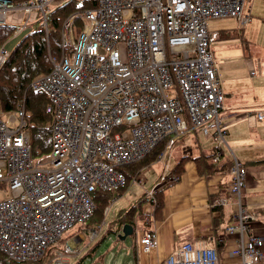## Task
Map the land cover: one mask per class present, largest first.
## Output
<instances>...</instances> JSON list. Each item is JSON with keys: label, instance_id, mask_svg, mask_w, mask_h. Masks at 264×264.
Listing matches in <instances>:
<instances>
[{"label": "built area", "instance_id": "1", "mask_svg": "<svg viewBox=\"0 0 264 264\" xmlns=\"http://www.w3.org/2000/svg\"><path fill=\"white\" fill-rule=\"evenodd\" d=\"M63 1L0 0V24L18 15V35L39 16V27L47 31V12ZM243 3L97 0L82 12L79 29L72 16L62 22L60 42L66 52L49 56L50 70L30 83L48 99V166L29 144L24 100L9 115L14 124L0 118V253L5 259L42 258L66 231L90 218L91 192L121 186L125 175L118 167L142 159L161 140L197 130L205 135L213 130L224 139L219 115L224 96L207 22L233 18L244 26L251 16L243 12ZM7 54L1 47L0 64ZM255 117L264 120V108ZM229 171L227 190L235 211L226 230L240 235L231 254L239 264H259L264 262L263 240L248 233L255 213L242 193L246 168L233 158ZM154 192L152 188L144 196L151 205ZM99 229H86L89 238ZM157 242L153 229L138 239L144 251ZM77 252L62 246L64 254ZM164 264L221 263L215 246L185 241Z\"/></svg>", "mask_w": 264, "mask_h": 264}, {"label": "crops", "instance_id": "2", "mask_svg": "<svg viewBox=\"0 0 264 264\" xmlns=\"http://www.w3.org/2000/svg\"><path fill=\"white\" fill-rule=\"evenodd\" d=\"M242 10L251 16L244 26H239L233 18L207 22L210 40H217V45H209L211 51L217 48L215 66L224 96L219 112L226 130L224 139L219 140L213 130L209 135L197 130L167 138L160 153L154 156L150 153L132 174L131 166L124 165L127 181L111 191L106 203V210L109 205L111 209L117 205L106 224L110 228L103 238L99 231L96 238L97 234L89 238L87 230H82L89 240L100 237L94 246V257L101 251L102 242L106 247V253L97 258L101 264H164L168 254L185 241H203L215 246L221 264H239V257L231 251L240 235L238 231L226 230L233 222L235 211L227 190L233 158L246 168L242 193L255 213L248 224V233L259 236L264 249V120L255 117V112L264 108V0H244ZM12 16L18 18L16 14ZM12 39L4 44L5 47L10 44L9 50L16 42ZM217 151L219 157L216 153L212 155ZM162 160L164 174L161 173V181L156 183L160 169L156 168L157 173L151 170L146 173L145 167ZM152 177L155 183L151 182ZM152 188L154 196L160 193L159 207L144 200L145 192ZM222 197L226 201L219 203ZM129 211L132 212L125 216L124 222L119 221ZM131 221L134 230L122 237V224ZM150 229L155 230L158 242L151 250L144 251L138 239ZM77 239L85 240V236L80 233ZM60 249V246L52 248L50 255H61Z\"/></svg>", "mask_w": 264, "mask_h": 264}, {"label": "trees", "instance_id": "3", "mask_svg": "<svg viewBox=\"0 0 264 264\" xmlns=\"http://www.w3.org/2000/svg\"><path fill=\"white\" fill-rule=\"evenodd\" d=\"M11 1L21 2L28 0ZM96 3L97 0H65L51 7L46 14V23L48 25L47 31H45L44 28L39 27L41 19L39 16H36L33 20L28 22L27 28L16 40L9 53L6 55L5 60L0 64V111L11 113L15 110L17 102L24 100L25 108L28 111L26 128L29 135V144L33 150L37 151L35 153L37 156H42L45 153L48 154L50 152V135L48 126L50 123V115L46 112V105L48 103L47 96L42 92L33 91L30 88V83L37 76L45 74L50 70L51 62L49 56L58 58L66 52V47L62 46L60 42V29L62 22L66 18L72 16L74 26L76 29H79L82 22V12L86 8H93ZM17 27L18 24L15 22L0 24V48L3 47L10 37H12ZM165 140L166 139H163L158 142L157 145L142 159L127 165L125 164L126 166H131V174L139 164H142L149 158L148 155L150 153L153 152L151 156L160 153ZM215 153L216 152H212V155ZM230 162L231 167L232 161ZM118 168L122 170L125 175V181L120 186L122 187L127 181L126 173L124 165H121ZM128 176H130V174ZM111 191L112 190H94L91 192V197L94 203L92 214L83 224L78 225V229L79 227L87 229L95 224H99L97 222H99L100 218L103 216V212L106 209V203L111 196ZM156 194L154 196V205L159 207L162 200L159 196L160 193L156 192ZM131 212L132 211H129L128 213L123 214L119 221L122 220L121 222H124L125 216L131 214ZM64 239V237L60 239L61 243H64ZM52 248V246H49L45 255L36 261L8 260L5 259L1 253L0 261L2 264H42L47 254H49L48 260L50 258L52 259L54 256V254L53 256L52 254L50 255ZM54 248H58V246H54Z\"/></svg>", "mask_w": 264, "mask_h": 264}, {"label": "rangeland", "instance_id": "4", "mask_svg": "<svg viewBox=\"0 0 264 264\" xmlns=\"http://www.w3.org/2000/svg\"><path fill=\"white\" fill-rule=\"evenodd\" d=\"M11 38H14V39H12L14 41L18 39V37L15 38L14 36L10 37L9 39L11 40ZM210 44L211 45H217V40H210ZM9 45L10 44L6 45V47H5L6 52L9 51V49H7V48H9ZM211 48H212V46H211ZM212 50H213L212 51L213 61H214V64H216V66H217V48L214 47V49L212 48ZM9 115H10V113L0 111V118L2 120L6 121V123L9 125L14 124L11 121H9ZM198 136L200 137L201 135L198 134ZM39 160L41 162H43L45 166H48L49 156L47 153H45L41 158H39ZM163 163L164 162L162 160L159 163L152 164V165L145 167L146 173H147V171H150V170L154 173H157L156 168L160 169V171H159L160 176H159V179L156 183L161 181V177H162L161 173H163L165 170L164 169L165 167L163 168V165H164ZM156 175H158V174H156ZM151 179H152L151 182L155 183V179H153V177ZM116 209H117V205H115L112 209H111V205H109V209L108 210L105 209V211L103 212V216L100 218V221L97 222L99 224L93 225V227H95V228L100 227L99 232H98V234L100 233V237L103 238V235L110 228L109 227L110 225H106V224H108V221H110L112 219L113 212ZM77 229H78V225H76L73 228L66 231L64 233V236H63L65 238L64 243L61 244V241L59 240L58 242L55 243L54 246H58V247L60 246V248H62L63 244L66 243L69 245L70 248L78 249L79 251L77 253H74V254H63V253H61V256L58 255L57 257L55 256L49 260H48L49 254H47L45 256L44 262L42 264H101V262L99 260H97V258L101 257L102 253H106L105 252L106 247L104 246L103 242L100 244L101 251H99V253L97 254V257L93 256L94 246L100 241V239H99L100 237L96 241H93L94 239L89 240L87 238V236L85 235L84 231H82L83 230L82 227H79L78 230ZM80 233H82L85 236V240L88 241L87 245H85L87 243V241H85V240L78 241L77 235H79ZM98 234L94 238H96L98 236ZM54 246H52V247L54 248ZM107 257H108V254H107ZM107 257L105 260H107ZM58 259H61V261H59ZM66 259H67V261L64 262ZM105 260H104V262H105Z\"/></svg>", "mask_w": 264, "mask_h": 264}, {"label": "water", "instance_id": "5", "mask_svg": "<svg viewBox=\"0 0 264 264\" xmlns=\"http://www.w3.org/2000/svg\"><path fill=\"white\" fill-rule=\"evenodd\" d=\"M122 237L130 234L134 230V226L132 225V222H126L122 224Z\"/></svg>", "mask_w": 264, "mask_h": 264}]
</instances>
